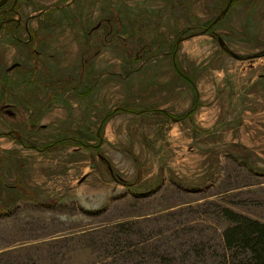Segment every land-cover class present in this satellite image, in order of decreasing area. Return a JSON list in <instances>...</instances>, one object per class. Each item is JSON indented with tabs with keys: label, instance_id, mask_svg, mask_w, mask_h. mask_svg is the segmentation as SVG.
<instances>
[{
	"label": "rangeland",
	"instance_id": "obj_1",
	"mask_svg": "<svg viewBox=\"0 0 264 264\" xmlns=\"http://www.w3.org/2000/svg\"><path fill=\"white\" fill-rule=\"evenodd\" d=\"M0 7V264H232L264 224V0ZM220 15V17H218Z\"/></svg>",
	"mask_w": 264,
	"mask_h": 264
},
{
	"label": "trees",
	"instance_id": "obj_2",
	"mask_svg": "<svg viewBox=\"0 0 264 264\" xmlns=\"http://www.w3.org/2000/svg\"><path fill=\"white\" fill-rule=\"evenodd\" d=\"M232 222L222 230L224 248L242 250L232 264H264V224L227 211ZM238 252V251H237Z\"/></svg>",
	"mask_w": 264,
	"mask_h": 264
},
{
	"label": "water",
	"instance_id": "obj_3",
	"mask_svg": "<svg viewBox=\"0 0 264 264\" xmlns=\"http://www.w3.org/2000/svg\"><path fill=\"white\" fill-rule=\"evenodd\" d=\"M7 2H8V0H0V7L5 5ZM229 3H230V0H229L228 4L226 5V7L224 8L223 12L220 15H222L226 11L227 7L229 6ZM220 15L218 17H220Z\"/></svg>",
	"mask_w": 264,
	"mask_h": 264
}]
</instances>
